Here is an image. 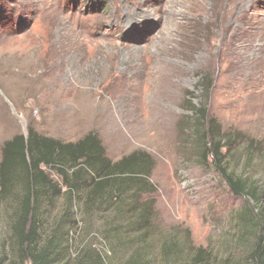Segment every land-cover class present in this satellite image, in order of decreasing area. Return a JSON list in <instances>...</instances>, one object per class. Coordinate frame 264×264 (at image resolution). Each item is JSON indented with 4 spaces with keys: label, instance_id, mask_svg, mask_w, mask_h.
Here are the masks:
<instances>
[{
    "label": "rangeland",
    "instance_id": "374dc122",
    "mask_svg": "<svg viewBox=\"0 0 264 264\" xmlns=\"http://www.w3.org/2000/svg\"><path fill=\"white\" fill-rule=\"evenodd\" d=\"M193 104L234 135L226 167L262 193L264 0H0V163L3 143L28 128L63 142L94 132L111 161L143 151L153 161V191L138 197L150 211V264H192L198 248L202 264H250L264 196L259 204L257 193L256 201L236 195L210 159L203 164ZM60 188L38 212L40 244L58 224L67 233L53 264L87 263L92 249L110 264L128 258L134 244L112 251L104 238L125 224L116 207H86L84 190L69 205ZM21 193L18 184L0 198L5 263L15 257Z\"/></svg>",
    "mask_w": 264,
    "mask_h": 264
},
{
    "label": "trees",
    "instance_id": "16d2710c",
    "mask_svg": "<svg viewBox=\"0 0 264 264\" xmlns=\"http://www.w3.org/2000/svg\"><path fill=\"white\" fill-rule=\"evenodd\" d=\"M206 82L208 80L202 76L200 78L202 92L211 89V85H207ZM203 83L206 85L203 86ZM192 107V115L199 125V128L194 129L196 132L194 130L192 132H195L194 140L203 164L210 159L213 168L225 179L232 192L248 198L251 196L254 201L257 193L260 204L264 191L259 192L255 183L235 175L226 167L223 149L227 147L229 141L235 139L234 135L223 133L215 119L208 118L205 105L193 104ZM2 149L0 198L11 194L12 189L18 184L22 193L17 196L19 209L11 225L12 251L15 257L5 263V258L0 256V264H23L26 260H31L32 264L57 262L63 248L62 241L67 233L63 226L58 224L52 235L40 244L38 212L42 201L49 193L54 197L60 193V186L66 187L64 192L68 196L69 205L75 201L76 196L80 198L77 191L84 190L86 207L106 204L115 206L119 211L118 215L125 221L124 226L120 224L112 226L104 238L110 242L112 251H115L116 244H122V241L131 246L134 244L135 247L130 256L118 264H150L148 255L150 244L147 241L151 233L150 211L145 203H138L141 192L153 191L147 176L153 161L147 153L136 150L111 161L105 155V149L94 132H88L76 141L63 142L41 135L32 128L27 129L26 136L17 133L6 140ZM42 166L54 169L58 173L61 177L59 186L48 177ZM74 213L75 209L67 212L71 222H76L72 218ZM256 215L262 216L263 219L261 218V221L256 219L253 223L251 221L257 233V240L248 258L250 264H264V213L261 211ZM245 218L250 220V217ZM130 229H134L135 234L131 235ZM170 251L171 248H166L164 253L167 255ZM91 252L89 261L84 264H110L101 253L94 249ZM204 252L205 249L198 248L192 264H202Z\"/></svg>",
    "mask_w": 264,
    "mask_h": 264
},
{
    "label": "water",
    "instance_id": "95a60500",
    "mask_svg": "<svg viewBox=\"0 0 264 264\" xmlns=\"http://www.w3.org/2000/svg\"><path fill=\"white\" fill-rule=\"evenodd\" d=\"M17 117H19L20 119H22L21 116H19V115H17ZM23 134L26 136L27 135V130L24 131Z\"/></svg>",
    "mask_w": 264,
    "mask_h": 264
}]
</instances>
